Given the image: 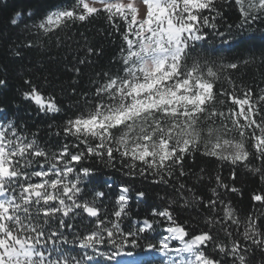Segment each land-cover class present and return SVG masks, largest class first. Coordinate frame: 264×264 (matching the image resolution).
Wrapping results in <instances>:
<instances>
[{"label":"snow or ice","instance_id":"1","mask_svg":"<svg viewBox=\"0 0 264 264\" xmlns=\"http://www.w3.org/2000/svg\"><path fill=\"white\" fill-rule=\"evenodd\" d=\"M94 20L107 27L81 30ZM260 26L264 0L12 7L0 23V264H264V46L231 58L205 47L264 37ZM238 172L262 186L247 212Z\"/></svg>","mask_w":264,"mask_h":264},{"label":"trees","instance_id":"2","mask_svg":"<svg viewBox=\"0 0 264 264\" xmlns=\"http://www.w3.org/2000/svg\"><path fill=\"white\" fill-rule=\"evenodd\" d=\"M7 3L9 5V8L3 12H0V23L4 22L5 17L11 11L12 7H15L17 5L22 4L23 0H7ZM234 21H235L234 15L229 14V18L227 19L226 22L233 23ZM106 27L107 26L104 24V22L102 20H94L92 22V24L86 25L84 28H81V30L87 31V32H89V34H91L92 32H95L98 29L106 28ZM260 27H264V26H260ZM248 35H254L255 39L254 40H247ZM214 39L215 38H210L207 41V43L205 44V47H207L210 51L212 49H223V51L220 54L227 57V58H231L233 56H236V55L240 54L244 49L249 48V47L259 49L260 47L264 46V37H262L261 32L257 31V30H254L253 32L246 34L244 37V40L246 42H244V43H241L239 41H234L230 49L227 45H221L219 43V40H215V42H213ZM119 44H120L119 39H114L113 43H107L106 42L104 44V47H105V50L107 53V55L105 56V59L103 61L104 63H107L108 58L114 54V52L116 51V48ZM3 54H4V49H3V47H0V60H2ZM4 62H7V61H4ZM241 76H242L245 83H248L253 79V74L251 72H249L247 74L241 73ZM23 114L24 113H21V115H23ZM29 122L31 123V121H29ZM199 162L203 163V159H201ZM204 166L208 167V168L212 167L211 163H207ZM113 175H114L113 183L116 185L120 184L125 179L124 177L120 176L119 173H114ZM225 175H227V171H225ZM236 183L244 186V193L245 194H244V198L242 200L239 197L234 198L235 205L242 212H247L250 208L249 194L253 190H257L262 186L259 184V181L251 179V178H247L243 172H238V179H237ZM137 186L140 187L141 185L138 184ZM154 188H156V186H151L147 189V191L149 193L147 203H145V204L134 203L133 204L132 211H133L134 215L143 216L147 213L149 204H151L153 202V200L155 199V192L153 190ZM113 192H115V189H113ZM186 218H187L186 213L180 217L181 220L186 219Z\"/></svg>","mask_w":264,"mask_h":264},{"label":"rangeland","instance_id":"3","mask_svg":"<svg viewBox=\"0 0 264 264\" xmlns=\"http://www.w3.org/2000/svg\"><path fill=\"white\" fill-rule=\"evenodd\" d=\"M134 4H139V0H131Z\"/></svg>","mask_w":264,"mask_h":264}]
</instances>
